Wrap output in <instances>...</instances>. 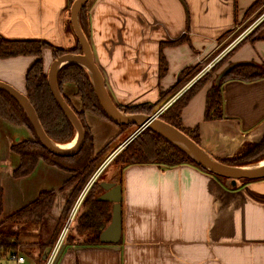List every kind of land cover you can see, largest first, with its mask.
Returning a JSON list of instances; mask_svg holds the SVG:
<instances>
[{
  "label": "crops",
  "instance_id": "0c3cea01",
  "mask_svg": "<svg viewBox=\"0 0 264 264\" xmlns=\"http://www.w3.org/2000/svg\"><path fill=\"white\" fill-rule=\"evenodd\" d=\"M256 1L91 0L89 43L114 106L142 104L151 107L152 115L160 111L163 115L178 97L165 101L161 94L184 68L213 53L220 39L234 30ZM68 6L69 0H0V35L72 47L75 40L70 33ZM183 35L188 37L185 42L172 43ZM255 35L252 40L234 43L227 51H232L234 64L264 63V27L259 26ZM161 48L168 62L162 78ZM34 60L31 56L0 59V81L26 95V74ZM43 60L48 74L54 56L46 49ZM210 86L192 98L181 117L184 128L199 127V146L217 160L237 153L245 143L258 141L264 134V78L227 80L222 86L224 118L212 121L205 119ZM64 90L74 98L73 86L66 85ZM86 120L96 153L119 140L128 126H137L122 128L91 113H86ZM32 138L28 128L0 117V213L6 217L41 192L57 191L54 207L40 225V237L49 244L59 233L57 220L71 193V188H60L72 174L40 160L29 176L15 178L13 171L20 158L11 147ZM122 149L108 157L72 205L69 214L80 201L67 238L73 240L66 241L56 264H264V179L233 186L189 164L122 165L119 180L108 181L121 185L120 239L116 244L100 240L112 220L113 203L105 202L110 219L99 234V244H94L96 233L78 228L80 216L91 206L84 200ZM49 221L57 226L53 229ZM44 253L39 261L38 253L34 259H27L30 264H41Z\"/></svg>",
  "mask_w": 264,
  "mask_h": 264
},
{
  "label": "trees",
  "instance_id": "16d2710c",
  "mask_svg": "<svg viewBox=\"0 0 264 264\" xmlns=\"http://www.w3.org/2000/svg\"><path fill=\"white\" fill-rule=\"evenodd\" d=\"M69 1L70 3H73L75 0ZM263 3L264 0H257L249 8L247 14L251 13L254 8L263 5ZM89 15L90 14L88 13V16H86V4H84L79 10L78 22L88 42H90ZM263 24L264 22L261 25ZM187 39L188 37L183 35L179 40L172 43L181 44ZM244 40L249 39L246 38ZM45 49L51 50L55 58L69 53H83V48L79 44L70 50H66L43 40H13L6 39L0 35V59H9L18 56H31L35 58L26 74V96L34 108L39 122L48 138L55 143H70L72 139H74L76 127L51 92L48 74L45 71L43 60V51ZM263 65L264 64L258 65L255 63L240 64L231 69L224 76L222 81L211 85L207 92L205 119L212 121L224 118V94L222 86L227 80L239 79L246 82H252L263 79ZM197 68L196 65H190L184 68L179 73L177 81L168 90L161 94V98L164 100L166 97H171L177 93L179 86L184 81L191 78ZM167 70L168 62L162 53L161 48L159 61L160 78L165 76ZM206 78L207 75L205 78H201L199 81L191 85L176 99L166 112L161 115V120L181 130L198 145L200 144L199 127L194 129L184 128L181 115L183 109L188 105L192 98L209 84L205 82ZM66 84L73 85V96L74 98L79 99V102L81 103L80 109L75 107L72 103V98L66 94L64 90ZM56 85L65 102L80 120L84 130L83 144L76 153L62 156L47 150L38 139L35 129L22 104L10 93L2 89H0V117L13 125L28 128L33 134L32 139L13 144L11 147V150L20 158L19 166L13 171V176L15 178L29 176L35 170L40 160L72 174L60 188V191H65L66 189L71 188L70 196L68 197L60 215V227L61 223L67 218L72 205L87 184L88 180L99 169L101 164H99V162L103 149L98 153L95 152L93 134L90 126L85 121V115L86 113H91L110 121L112 120L106 115L101 106L91 74L81 64L69 62L60 67L56 74ZM142 106L147 107V105L128 106L117 104L116 108L125 114H149L150 110H142ZM119 126L124 128L127 125L120 124ZM261 152H264V136L255 143L248 144L244 152L241 154L232 158L217 159V161L227 166H247L249 163L247 160H243V158L263 154L258 157L257 161H255L260 162L264 160V153ZM117 156V162H121L122 165L159 164L165 167H173L182 164H189L210 173L179 145L149 128L145 129L135 137V139H133ZM249 181L252 180L245 179L242 182L247 183ZM96 182L91 188V191L97 186L95 185ZM98 186L101 187V185ZM101 193L99 194L101 195ZM100 195H97L92 199V202H90L89 199L85 200V204L87 205L90 202L91 206L82 213L78 224L79 230H89L96 233V236L92 238L94 244H99V234L104 229L105 222L110 219V212L108 211L107 203L97 200ZM56 196L57 191L55 190L41 192L35 200L4 217L3 221H0V226L4 224V222L9 223L10 225L7 229L2 226L0 227V253H22L18 252L17 248L18 245L21 244V238L23 236L21 237L20 231L14 232L10 228L13 226L18 227L29 225L39 227L44 218L51 213L56 201ZM1 198L2 192L0 189V200ZM53 242L54 240L46 245L41 242L38 243L39 253L38 256H36L38 261L41 259L45 250L49 248ZM24 255L28 258H32L29 254Z\"/></svg>",
  "mask_w": 264,
  "mask_h": 264
},
{
  "label": "water",
  "instance_id": "95a60500",
  "mask_svg": "<svg viewBox=\"0 0 264 264\" xmlns=\"http://www.w3.org/2000/svg\"><path fill=\"white\" fill-rule=\"evenodd\" d=\"M89 0H75L72 4L71 8V21L72 25L75 31V34L77 35V38L81 44V47L83 48V53L81 54H65L58 58H56L48 72V79H49V86L51 89V92L58 102V104L61 106L63 111L68 115V117L72 120L74 123L77 133H78V142L74 149L71 150H62L58 149L54 146V142H52L48 136L45 134L39 119L35 113L34 108L32 107L31 103L29 102L26 95L19 92L14 87L8 85L7 83H4L0 81V89L10 93L14 98H16L24 107L26 113L29 116V119L35 129L36 135L40 142L43 144V146L58 155L62 156H68L76 153L79 151L83 144L84 139V130L82 127V124L76 114L73 112V110L68 106V104L63 99L62 95L60 94L57 85H56V74L58 69L63 66L64 64H67L69 62H75L78 64H86L85 67L89 73L92 76L93 83L96 89V92L98 94L101 106L106 113V115L116 124H136L138 126L135 133L127 140L128 142L125 144H129L130 141H132L135 137H137L142 131L149 128L152 129L161 135L165 136L164 133H168L173 135L175 138H177L186 148H188L187 151L183 147H180L185 150L191 157H193L199 164L203 166L206 170H208L211 174H214L221 179H229L231 184L233 186H236L238 181L240 180H259L264 179V168L263 169H252V170H244V171H238L235 168L227 166L224 164H221L217 160L213 159L208 155L196 142H194L191 138H189L185 133H183L181 130L177 129L176 127L164 122L160 119L161 112H158L154 115H141V114H130L125 115L120 110H118L114 104L112 103V100L110 99V96L108 95V92L106 90V85L104 81V77L97 66L93 52L91 49V46L84 36L79 22H78V13L81 7L86 4ZM243 64V63H237V64H231L229 65L219 76V80H217L216 83L220 82V79L225 76L231 69L234 67ZM168 140H170L168 137L165 136ZM171 141V140H170ZM173 142V141H172ZM175 143V142H174ZM177 144V143H175ZM178 145V144H177ZM243 168V167H239ZM101 187L105 189V193L101 194L98 197V201L102 202H110L113 203V209H112V220L111 223L108 225V227L102 232L100 236V240L102 243H112L116 244L118 243L121 235V227H122V209H121V200H122V190L121 185L115 184V183H108V182H102ZM0 211H1V200H0ZM65 248V244L63 245L62 249L60 250V253L58 255L57 261L59 260L63 250ZM50 247L46 249L43 260L46 259L47 253L49 252ZM56 261V262H57Z\"/></svg>",
  "mask_w": 264,
  "mask_h": 264
},
{
  "label": "rangeland",
  "instance_id": "374dc122",
  "mask_svg": "<svg viewBox=\"0 0 264 264\" xmlns=\"http://www.w3.org/2000/svg\"><path fill=\"white\" fill-rule=\"evenodd\" d=\"M90 1H88L86 3V16H88V13L90 14V7H91L90 6ZM72 4L73 3H70V1H69L68 8H69L70 12H71V8H72ZM263 22H264V3L260 7L254 8L251 11V13H249V14L246 13V15L244 16L242 21L237 24V26L234 28V30L226 33L220 39V41H219V43H218V45H217V47H216V49L214 50L213 53H211L209 56L205 57L204 59L202 58L201 61H199L196 64H194L198 68H197V70L194 71L193 76L191 78H189L188 80L184 81L179 86V88L177 90V93H175L171 97L174 99L176 97L181 96L182 93H184L191 85H193L194 83L199 81L201 78H205L206 75H207V78L205 79V82L207 84L209 83V84L213 85L214 83H216L217 80H219V76L221 75V73L229 65L234 64V62H232V60H231L232 52L230 53V52H227V51H229V49H231V47H232V45L234 43H237L238 41H240L242 39H246V38H248L249 40L254 39V37L256 36L255 32L257 31V27H259ZM70 23H71V21H70ZM261 27L263 28L264 24L261 25ZM70 31H71L70 33H72V36H73V38L75 40V44L74 45L77 46V44H79L81 46V44H80V42H79V40L77 38V35L75 34V31H74V29L72 27V23H71ZM43 41H45V40H43ZM54 46H56V45H54ZM73 46L72 47H70V46L69 47L56 46V47H61V48L66 49V50H70V49L73 48ZM47 50H49V49H47ZM49 51L52 53V56H53V52L51 50H49ZM54 59H56V58L54 57ZM255 64L262 65L264 63H255ZM223 78H224V76L220 79V81H222ZM66 85L73 86L72 84H66ZM66 85H65V87H66ZM171 97H166L165 101L166 100H170ZM72 103L75 105V107L77 109L81 108V103L78 102L73 97H72ZM138 105H142V104H138ZM133 106H136V105H133ZM141 109L142 110H146V111L150 110V112H151V113H149L150 115H152V112H154V111H151L152 109L149 106H147V107L146 106H142ZM96 116H99V115H96ZM160 119H161V116H160ZM85 121L87 123L86 115H85ZM128 127H129V130L126 131V133H124L123 136L119 140H116L111 145L106 146L105 148H103V153L101 155V159H100V162H99V164L100 163L101 164H100V167H99L98 170H100V168H102V166L106 163V161L108 160V157L111 154H113L115 151H117L120 148L121 149L122 148L125 149L126 146L129 145V144H125V143L128 142V141L127 142H125V141L128 140V138H130L128 136H130L131 134L135 133V131H136V129L138 127L134 126V125H130ZM77 135H78V133H77V129H76V133L74 135V139L77 137ZM263 136H264V134L262 135V137ZM262 137H258V138L261 139ZM255 142H256L255 140L248 141L241 148L238 149L239 151L237 153H235L233 155H230V156H224V157H221L219 159L232 158V157H234L236 155H239L242 152H244V150H245V148L247 147L248 144L255 143ZM59 144H68V143H59ZM261 153H264V152H261ZM262 155L258 154V155H255V156L253 155L251 157H244L243 160H245V161L247 160L248 161L249 164L247 166L255 165V164L259 163V162H255V161H257L258 157H260ZM117 157L114 158V160L111 162L110 168H107L104 171H102L101 175L99 176V178H98V180H97V182L95 184L97 186H95L93 191L90 190V192L87 194L88 196H86L85 200L89 199L90 202H92V199H94L97 195H100L99 193L103 192L102 187L98 186V185H100L101 182H108V181L110 182V180L111 181H118L119 180V168L122 166V164H121V162H117V160H116ZM247 166H236V168L247 167ZM231 167H235V166H231ZM98 170L94 174H96L98 172ZM94 174L92 176H94ZM224 179H225L224 181H228L230 183L229 179H226V178H224ZM242 181L243 180H240V181H238V183H244ZM85 200H84V204H85ZM90 202L88 204H90ZM68 216H67V218H68ZM67 218L64 220L63 223H61V226L59 227V230L62 228V226L65 223V221L67 220ZM3 219H4V216L2 215V212H1L0 213V221H3ZM59 220H60V218L57 220L60 223ZM55 225L57 226V224L54 223L53 221H49V226H51L53 229H54ZM1 226L5 227L6 229L10 227L9 223H6V222H4V224H2ZM10 229L12 231H14V232H16V231L19 232L20 231L21 237L23 236L21 238V244L18 245V248H17L18 252H22L24 254H29L33 259L35 258V253L36 254L39 253V250H37V248H38V246L36 244L37 241L38 242L41 241L44 245H46V242L43 241L42 236L40 237V226L39 227L34 226V225L18 226V227L17 226H13ZM37 236L40 237V240L36 239ZM57 236H58V234H57ZM57 236H56V238H57ZM47 237L45 238V240L47 239ZM56 238H55V240H56ZM67 240L71 241L73 239H66V241ZM28 262L30 263L29 260H28Z\"/></svg>",
  "mask_w": 264,
  "mask_h": 264
},
{
  "label": "built area",
  "instance_id": "2783aa9c",
  "mask_svg": "<svg viewBox=\"0 0 264 264\" xmlns=\"http://www.w3.org/2000/svg\"><path fill=\"white\" fill-rule=\"evenodd\" d=\"M162 112V111H160ZM80 201L72 208L67 220L63 224L61 230L58 233L56 240L50 246V250L47 253L46 259L41 264H56L58 255L63 245L66 243L69 231L72 223L77 215ZM0 264H30L28 259L23 254L19 253H0Z\"/></svg>",
  "mask_w": 264,
  "mask_h": 264
},
{
  "label": "bare ground",
  "instance_id": "6f19581e",
  "mask_svg": "<svg viewBox=\"0 0 264 264\" xmlns=\"http://www.w3.org/2000/svg\"><path fill=\"white\" fill-rule=\"evenodd\" d=\"M84 67H86V64H83ZM164 135L166 137H168L171 141L177 143L178 145H180L181 147H183L184 149H186L187 151L188 148H186L184 146V144H182L177 138H175L173 135L168 134V133H164ZM53 142V141H52ZM78 142V136L73 139L70 143L68 144H59V143H53L54 146L58 149H62V150H71L74 149V147L76 146ZM190 152V151H189ZM264 168V160L260 161L259 163L255 164V165H251V166H247V167H243V168H235L238 171H244V170H252V169H263Z\"/></svg>",
  "mask_w": 264,
  "mask_h": 264
},
{
  "label": "flooded vegetation",
  "instance_id": "af4514ba",
  "mask_svg": "<svg viewBox=\"0 0 264 264\" xmlns=\"http://www.w3.org/2000/svg\"><path fill=\"white\" fill-rule=\"evenodd\" d=\"M60 230H61V229H60ZM60 230H59V231H60Z\"/></svg>",
  "mask_w": 264,
  "mask_h": 264
}]
</instances>
